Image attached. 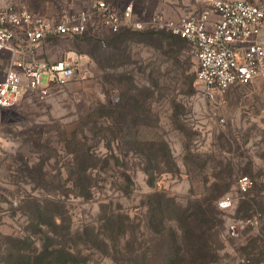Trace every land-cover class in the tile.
<instances>
[{"label":"rangeland","instance_id":"374dc122","mask_svg":"<svg viewBox=\"0 0 264 264\" xmlns=\"http://www.w3.org/2000/svg\"><path fill=\"white\" fill-rule=\"evenodd\" d=\"M1 1L59 18L86 8L92 0ZM109 1L120 7L132 2L141 16L160 13L179 18L209 9L208 0ZM247 1L264 4V0ZM158 40L156 35L151 40L133 33L118 37L100 26L83 38L47 40L41 55L48 62L76 60V74L55 84L46 97L28 92L13 107L0 108V264H5L6 236L42 242L37 219L24 210V198H41L48 210L63 211V219H57L59 227H53L55 234L40 226L60 246L77 248L83 260L78 264H129L128 240H136L141 255L170 243L152 231L158 221L155 214L176 226L175 218L183 214L178 208L223 196L230 197L233 206L217 212L221 242L218 258L210 264H256L257 259L264 264L262 246L252 243L264 238V209L253 201L260 198L264 205V73L253 83L236 85L211 100L197 84V62L188 43H181L177 62L162 53ZM3 71L4 64L0 78ZM129 76L142 90V98L153 92L145 105L149 111L140 116L146 122L142 137L164 140L172 152L173 171L155 174L153 185L144 172L149 162L131 150V127L124 123L120 133L115 118L96 112L116 108ZM156 78L158 84L152 85ZM48 79L44 74L42 83ZM93 121L99 127L106 121L114 134L89 129L94 128ZM79 141L86 143L92 162L97 163L86 180L77 174ZM243 175L255 180L245 196L237 188ZM83 180L94 185L90 197L78 193L76 186ZM161 202L162 212L157 209ZM49 216L42 221H51ZM159 261L157 256L146 259L147 264Z\"/></svg>","mask_w":264,"mask_h":264},{"label":"built area","instance_id":"2783aa9c","mask_svg":"<svg viewBox=\"0 0 264 264\" xmlns=\"http://www.w3.org/2000/svg\"><path fill=\"white\" fill-rule=\"evenodd\" d=\"M208 4L202 12L172 18L160 13L138 15L132 2L120 7L92 0L84 9L49 18L0 0V60L4 61L0 108L13 107L28 92L46 97L55 84L72 79L76 60L48 62L41 55L47 40L85 37L99 26L113 34L153 31L179 36L196 59L197 84L211 100L236 85L253 83L264 73V4L247 0H208ZM44 74L49 76L47 84L42 83ZM254 185L250 176H240L238 193L245 196ZM218 206L227 209L233 201L223 197Z\"/></svg>","mask_w":264,"mask_h":264},{"label":"trees","instance_id":"16d2710c","mask_svg":"<svg viewBox=\"0 0 264 264\" xmlns=\"http://www.w3.org/2000/svg\"><path fill=\"white\" fill-rule=\"evenodd\" d=\"M107 1L115 5V2ZM127 33L140 35L145 38H150L151 40H154L155 35L158 36V48L161 49L165 56L177 62L180 60V55L182 54V50L180 49L181 43L186 42L179 36L169 32L123 31L114 35L123 37L126 36ZM127 79L129 84H127L125 89L121 92L116 108L109 113H100L99 110L96 112L105 118H115L114 123L120 133L123 131L124 123H127V125L131 127L133 131V134L131 132L129 133L132 134V138L129 140L131 150L140 154L149 162L147 166H145L144 172L149 177V184L153 185L155 174L158 172L173 171L171 167V165H173L172 152L168 142L164 140L145 139L142 137V126H145L146 122H142L140 116L144 114L145 111H149L150 108L148 106L145 107V105L147 99L153 92L151 91L149 95H147V93L144 94L142 98V90L135 84L134 77L129 76ZM157 84L158 79H153L152 85ZM125 116L128 118L126 122L123 121ZM93 123L94 128L93 126L89 128L93 131L95 129L99 133L108 132L109 134H114L115 132L113 127L109 126L106 121H104L103 125L100 127L98 126V121H93ZM119 132L118 135H120ZM118 135L117 138L119 137ZM119 139L123 141L124 138L120 136ZM76 152L77 158L79 159L77 163V174L82 173L79 175L84 176L86 180V174L90 173L91 170L96 167L95 165H97V163L92 162L91 159L93 154L88 149L85 142L79 141V147L76 149ZM161 163L169 165L170 167L163 170L162 166H160ZM248 172L251 171L245 170V173ZM127 176L130 178L129 175ZM213 185H215V183ZM93 187V184H90L88 181L84 182V180L76 186L79 195L84 197L91 196ZM220 193L221 192H219V195ZM219 199L208 197L201 202H195L184 210L178 208L183 211V214L175 218L177 222L176 226L168 224L163 216H160V219H158L159 214H155L153 217L158 221L155 222L152 231L157 235L167 238L170 243L165 248L147 249L141 255L138 252L139 249L134 246L136 240H128V245H130V243L132 245L129 246L128 249L130 251L128 255V259H130L129 264H147L146 259L148 256L159 257L160 261L158 264H210L215 261L218 258L217 250L221 242L219 238L220 221L217 217V212L220 209L218 207ZM215 200L217 206L214 205ZM253 201L261 207V210L264 209L263 202L260 203V198H255ZM42 202L43 200L41 198H24L23 206L24 210L28 212L33 219H37L38 221L35 227L37 232L41 233L43 236V238H41V244L38 245L35 242L33 243L30 238L6 236L7 246L5 247V252H3L5 253L3 256L5 264H78L83 261L78 254L79 251L76 250L77 248L71 245L60 246L59 242H54L53 236H50L47 231L41 228V224L46 225L47 228H51L49 230L50 233L55 234L56 232L53 227H59L57 219L60 217L63 219L64 217L62 214L63 211L57 214L48 210V207L43 206ZM157 209L160 212L164 210L163 202L157 206ZM47 213H50L49 217L51 221L43 222L42 219ZM261 229L264 233V222ZM259 239L264 240L263 237H257L256 239H252V243H254V247L262 246L260 253L264 257V244L259 245ZM142 259L145 260V263L142 262ZM259 260L260 259H257L256 264L259 263Z\"/></svg>","mask_w":264,"mask_h":264},{"label":"crops","instance_id":"0c3cea01","mask_svg":"<svg viewBox=\"0 0 264 264\" xmlns=\"http://www.w3.org/2000/svg\"><path fill=\"white\" fill-rule=\"evenodd\" d=\"M3 61V60H2ZM1 65L4 64V61L2 63H0Z\"/></svg>","mask_w":264,"mask_h":264}]
</instances>
